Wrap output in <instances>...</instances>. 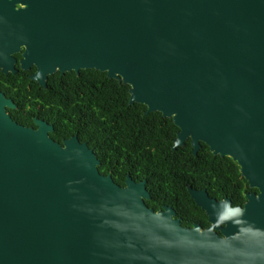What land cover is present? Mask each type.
Here are the masks:
<instances>
[{"label":"water","instance_id":"obj_1","mask_svg":"<svg viewBox=\"0 0 264 264\" xmlns=\"http://www.w3.org/2000/svg\"><path fill=\"white\" fill-rule=\"evenodd\" d=\"M2 30L4 72L25 48L45 89L57 73H106L172 119L174 150L205 144L259 193L233 206L188 187L209 227H184L146 205V181L102 175L77 136L18 124L0 91V264H264V0H3Z\"/></svg>","mask_w":264,"mask_h":264},{"label":"trees","instance_id":"obj_2","mask_svg":"<svg viewBox=\"0 0 264 264\" xmlns=\"http://www.w3.org/2000/svg\"><path fill=\"white\" fill-rule=\"evenodd\" d=\"M28 84L6 91L18 105V110H8L14 121L36 127L35 119L43 120L53 126L50 137L60 144L77 136L93 149L102 175H111L121 187L128 176L146 181L151 195L146 205L156 212L172 207L184 227H209L208 217L192 200L188 187L206 190L218 201L229 198L233 206H243L244 193L254 191L232 159L214 156L205 144L197 155L190 141L174 150L179 129L172 119L147 114L144 105H131L130 87L106 73H57L49 77L47 89Z\"/></svg>","mask_w":264,"mask_h":264},{"label":"flooded vegetation","instance_id":"obj_3","mask_svg":"<svg viewBox=\"0 0 264 264\" xmlns=\"http://www.w3.org/2000/svg\"><path fill=\"white\" fill-rule=\"evenodd\" d=\"M20 7V5H18ZM3 28V0H0V30ZM25 52V48H22L20 52L15 53L12 55V58L15 60L13 65L14 72L9 70L8 73L4 72L3 70V30L0 31V91L5 94V96L12 100L14 105L16 106L14 109H7L8 110H18V105L16 104L15 100L11 97H8L6 91L12 93V91H16L18 86L21 85H30L29 83H36L31 79V76L36 73L37 68L35 66L31 67L29 70H23L21 67V60L23 59V54ZM8 69V68H7ZM29 79L28 82L21 81L22 79ZM49 80V79H48ZM48 83V82H47ZM39 85V84H38ZM36 128V127H34ZM249 193L258 194L259 191L254 189L252 192L244 193L245 196ZM227 199V198H224ZM222 199V200H224ZM220 200V201H222ZM245 203V202H244ZM233 205V204H232ZM244 205V204H243ZM160 211V210H159Z\"/></svg>","mask_w":264,"mask_h":264}]
</instances>
